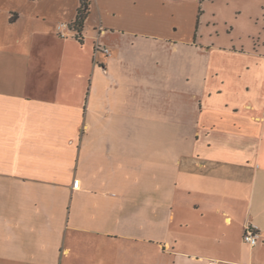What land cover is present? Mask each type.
Segmentation results:
<instances>
[{
    "label": "crops",
    "instance_id": "obj_1",
    "mask_svg": "<svg viewBox=\"0 0 264 264\" xmlns=\"http://www.w3.org/2000/svg\"><path fill=\"white\" fill-rule=\"evenodd\" d=\"M78 3L0 0V264H264V0Z\"/></svg>",
    "mask_w": 264,
    "mask_h": 264
},
{
    "label": "trees",
    "instance_id": "obj_2",
    "mask_svg": "<svg viewBox=\"0 0 264 264\" xmlns=\"http://www.w3.org/2000/svg\"><path fill=\"white\" fill-rule=\"evenodd\" d=\"M78 7L73 20L68 24V27L74 32L78 41L82 42V31L84 28V21L90 10V0H78Z\"/></svg>",
    "mask_w": 264,
    "mask_h": 264
},
{
    "label": "built area",
    "instance_id": "obj_3",
    "mask_svg": "<svg viewBox=\"0 0 264 264\" xmlns=\"http://www.w3.org/2000/svg\"><path fill=\"white\" fill-rule=\"evenodd\" d=\"M102 50L104 53H109V49L106 47H96L95 51L98 50ZM73 188H77L78 187V180L74 179L73 180ZM259 237V232L256 230L255 226L249 225L246 226L243 235H242V239L244 242L248 243L250 246H254L257 243V239ZM208 264H214L213 261L208 262Z\"/></svg>",
    "mask_w": 264,
    "mask_h": 264
},
{
    "label": "rangeland",
    "instance_id": "obj_4",
    "mask_svg": "<svg viewBox=\"0 0 264 264\" xmlns=\"http://www.w3.org/2000/svg\"><path fill=\"white\" fill-rule=\"evenodd\" d=\"M260 21L261 22H263L264 23V16H262L261 18H260ZM247 226H249V225H247ZM246 228V227H245ZM94 255L95 254H93L92 253V249H90V251L88 252V253H85L84 254V260L86 261H90V263H95V260H94Z\"/></svg>",
    "mask_w": 264,
    "mask_h": 264
}]
</instances>
